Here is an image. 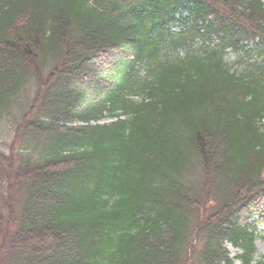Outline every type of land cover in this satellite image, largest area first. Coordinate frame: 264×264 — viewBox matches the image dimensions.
I'll list each match as a JSON object with an SVG mask.
<instances>
[{
	"label": "trees",
	"instance_id": "trees-1",
	"mask_svg": "<svg viewBox=\"0 0 264 264\" xmlns=\"http://www.w3.org/2000/svg\"><path fill=\"white\" fill-rule=\"evenodd\" d=\"M192 1L0 0V264H264V0Z\"/></svg>",
	"mask_w": 264,
	"mask_h": 264
},
{
	"label": "rangeland",
	"instance_id": "rangeland-1",
	"mask_svg": "<svg viewBox=\"0 0 264 264\" xmlns=\"http://www.w3.org/2000/svg\"><path fill=\"white\" fill-rule=\"evenodd\" d=\"M258 40H260L258 37L256 38ZM228 61H234L236 59V55L234 53H230L229 56H227ZM4 139H7V137L4 135ZM7 154H9V149L7 151ZM256 248H257V253L255 256V260H259L262 256H264V233L262 234V236H258L256 238ZM227 250L230 252V255L232 257H235L237 254H239V250L235 249L234 247H232L231 245H227Z\"/></svg>",
	"mask_w": 264,
	"mask_h": 264
}]
</instances>
